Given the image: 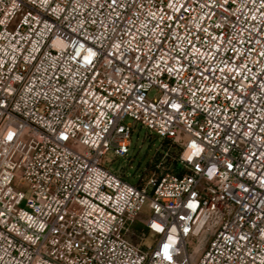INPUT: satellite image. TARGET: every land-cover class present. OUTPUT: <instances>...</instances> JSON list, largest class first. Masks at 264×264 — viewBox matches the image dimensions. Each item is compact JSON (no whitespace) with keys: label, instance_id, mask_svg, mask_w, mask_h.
Here are the masks:
<instances>
[{"label":"built area","instance_id":"2783aa9c","mask_svg":"<svg viewBox=\"0 0 264 264\" xmlns=\"http://www.w3.org/2000/svg\"><path fill=\"white\" fill-rule=\"evenodd\" d=\"M0 264H264V0H0Z\"/></svg>","mask_w":264,"mask_h":264},{"label":"rangeland","instance_id":"374dc122","mask_svg":"<svg viewBox=\"0 0 264 264\" xmlns=\"http://www.w3.org/2000/svg\"><path fill=\"white\" fill-rule=\"evenodd\" d=\"M126 123H130L135 129L131 136L130 153L125 157L108 153L103 158L105 166L131 185H136L141 179L147 180L160 164L164 168L171 165L174 170L179 169V165L171 164L178 154V148L171 146L167 141H162L159 136L130 119L126 120ZM149 216L150 213L145 206L142 219L146 220ZM152 241L153 237L150 235L144 242L145 246H150Z\"/></svg>","mask_w":264,"mask_h":264}]
</instances>
